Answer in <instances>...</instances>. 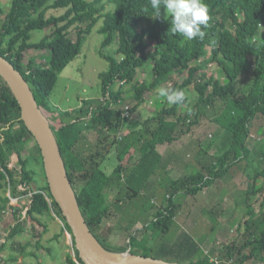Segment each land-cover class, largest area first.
I'll return each instance as SVG.
<instances>
[{
    "label": "trees",
    "instance_id": "obj_1",
    "mask_svg": "<svg viewBox=\"0 0 264 264\" xmlns=\"http://www.w3.org/2000/svg\"><path fill=\"white\" fill-rule=\"evenodd\" d=\"M204 2L209 14L207 26L202 29L205 36L192 40L171 32V20L165 18L163 8L160 17L153 18L150 0H13L9 13L0 4V21L5 16L0 22V46H6L0 47V55L25 77L40 108L49 115L46 117L60 146L83 216L108 251H129L132 255L180 264H202L203 260L212 259L190 234L183 233L173 240H169L168 234L182 207L178 202L181 195L198 196L250 159L251 126L255 119L264 116V0ZM53 10L64 13L55 16ZM100 23L99 34L103 36L100 54L109 63V70L100 75L102 95H109L107 102L88 99L76 110H57L51 96L59 76L82 54L87 36ZM47 30L50 34L42 42L32 43L33 32ZM72 31L76 32V38L70 36ZM6 37L8 43H2ZM147 41L155 43L153 51L148 50ZM113 45H117L114 55L106 54L104 50ZM30 50L48 51L51 60L47 64L36 60L26 63V53ZM213 65L221 68L226 83L210 73ZM149 71V82L136 80L140 72ZM127 84L133 87L130 98L124 90ZM117 86L119 89L115 91ZM161 87L184 90L185 101L171 106L163 103L152 117L135 120L133 116L148 104L146 95ZM128 100L136 103L131 107L132 118L125 119L119 106ZM219 103L224 104V109L215 121L227 135L228 150L219 157L200 151L196 163L206 175L202 181L198 176L182 174L176 169L177 164L165 160L159 146L173 143L176 135L191 134L200 126L204 114ZM186 106L189 109L183 114ZM58 117L61 125L56 127L53 122ZM0 124L4 128L0 143L1 218L10 203L9 185L14 197L33 194L26 217L22 213L24 207L16 211V224L7 240L13 242L25 234L31 223L37 240L34 247L51 254L52 250L42 240L51 232L52 222L57 219L63 222L53 241L62 239L67 232L72 234V230L51 195L41 149L21 120L20 106L1 76ZM170 132L176 135L170 137ZM31 141L35 145L28 150ZM113 153L117 166L108 173L104 164ZM155 180H160L167 194L164 197L167 205L158 209L150 201L144 203V214L150 208V222L131 234L127 246L113 245L114 227L105 220L122 217L125 208L144 193L147 194L144 202L145 198L149 200V195L155 197L151 194ZM254 181L255 186L248 194L249 219L242 240L221 243V257H217L220 260L264 264V221L261 220L264 212L256 213L250 204L252 197L264 194V170L257 173ZM22 184L29 190L19 194L18 187ZM260 207L264 210V199ZM37 228L43 231L37 234ZM8 242L0 245V264H5L2 255L9 250ZM31 246V243L20 246L21 253L37 258L36 254L27 253V247ZM70 249L66 264H84L74 238ZM212 255H216L215 249ZM17 261L11 254L8 262Z\"/></svg>",
    "mask_w": 264,
    "mask_h": 264
},
{
    "label": "rangeland",
    "instance_id": "obj_2",
    "mask_svg": "<svg viewBox=\"0 0 264 264\" xmlns=\"http://www.w3.org/2000/svg\"><path fill=\"white\" fill-rule=\"evenodd\" d=\"M90 2L94 0H88ZM3 9L6 13L11 11L13 0H2L0 1ZM111 9V6H110ZM114 10L112 6V11ZM64 13V10H53L52 14L59 16ZM166 18V12L164 14ZM5 20V16L1 17V21ZM102 23H100L96 29L87 36V41L84 44L82 54L76 58L59 76L57 86L51 96V102L54 107L60 111H73L82 105L83 100H94L100 102L104 96L102 95L101 89V78L100 75L109 70V63L101 56L100 52L102 51V42L103 36L99 34V29L101 28ZM50 34V30L47 31H35L32 33V43L42 42L46 36ZM70 36L76 38V32L72 31ZM9 38H5V41L2 43L7 44ZM149 51H153L155 43L147 41L146 42ZM5 48V45L0 46ZM117 50V45L104 50L106 54L114 55ZM25 59V62L28 63L31 60H36L39 64H47L51 60V53L44 50H30L28 51ZM210 73L214 75L222 83H226V78L221 71V68L217 65L211 67ZM138 82H149L151 80L150 71L149 72H140L136 78ZM119 87L117 86L115 91ZM126 96L133 94V87L130 84H127L125 87ZM109 96V95H107ZM192 97H194L192 95ZM148 104L140 108L136 114L141 115L146 120L154 115L161 105L167 104L169 106L172 103H169L166 98H162L158 95V91L155 93H148L146 95ZM194 98L191 100L190 105L194 103ZM136 102L128 100L125 103H122L121 107L129 106L132 107ZM120 107V106H119ZM224 104L219 103L214 109L210 112L204 114L205 118H202L200 126L197 128V133L200 134L201 139L204 141V147L206 151L212 156L219 157L223 155L226 150H228L230 143H227V135L224 130L216 123V117L220 111H223ZM189 107H184L182 113H186ZM49 116L48 114H46ZM58 113H56L57 117ZM135 116V115H134ZM133 116V118H134ZM211 118V119H210ZM142 120V119H141ZM145 121V120H143ZM56 127L61 125V120L53 122ZM252 135L251 142L249 143V148L251 150L250 159L236 166L232 169L223 179L218 180L212 187L208 188L206 191V196L203 192H200L198 196L192 197L191 195H181L178 199L179 204L182 206L176 216V224L173 226L172 230L168 234L169 240L175 239L177 236L188 233L192 237L199 239V242L204 246L206 255H210L212 258L221 257L220 252L223 246H219L221 243L229 244L231 241L241 242V236L245 233V223L249 219L247 214V203H248V194L252 192L254 188V179L258 172L264 170V116H259L252 123ZM176 133H169L168 136L172 137ZM120 141H122V133L119 134ZM107 145V143H105ZM35 145L34 141L28 143V150L33 148ZM193 155L197 158L198 147L192 148ZM192 156L190 158L192 168H197L196 158ZM28 157V156H27ZM117 166V159L113 153L109 160L104 164L108 173L112 172L113 169ZM200 180H203V175H205L201 170ZM198 175V172L196 173ZM206 176V175H205ZM41 181L43 178L41 175ZM155 179V178H154ZM262 180L258 181V187H260ZM151 186H154L153 184ZM34 190L37 189L36 185H32ZM3 194L0 191V195ZM166 192L161 186H159V193L157 196L152 197L149 195V200L145 198L144 203L149 201L151 205L156 208L165 207L167 202L164 201ZM150 196L152 199L150 200ZM264 196V194H263ZM262 195H257L252 197L250 204L253 205V208L256 213L264 212L260 207L263 201ZM107 197V196H105ZM223 197V198H222ZM108 198V197H107ZM155 200L153 201V199ZM111 199V198H110ZM224 199L223 203L218 205L219 200ZM143 200V197H142ZM201 200L203 202H201ZM140 206H144L143 202H139ZM202 203V204H201ZM18 205L17 207L21 206ZM218 209H215L216 207ZM16 207V208H17ZM138 208H136L137 210ZM150 208L146 214L140 213L137 211L136 218L130 217V214H133L134 209H129L126 216H119L112 219H106L109 225L114 227V233L111 237L113 245L118 246H127L131 237V234H136V232L141 230L147 223L150 222L149 215ZM155 212V210H154ZM104 215L101 217L103 219ZM149 220V221H148ZM261 220L264 221V214L261 215ZM15 218L11 215L5 220L1 218L0 215V236L6 239L9 236V231L12 225H15ZM63 222L59 219L52 222L51 232L45 235L42 240V244L52 250V253L49 254L45 250H37L34 246L37 243L35 240V231L32 229L31 223L28 226V231L19 236L15 241L6 240L8 242L9 250H7L3 255V263L5 264H66L67 254L71 252L70 246H72V239L69 235L66 234L65 237L58 241H53L56 234L62 229ZM43 230L37 228L36 233H41ZM198 241V240H197ZM159 242V239L156 240ZM28 243H31V247H27V253L36 254L37 258L26 256V254L21 253L20 246H27ZM14 248V249H13ZM215 249L216 255H212V251ZM142 250V249H141ZM74 253V252H73ZM13 254L18 261L8 262L9 257ZM210 258L203 260L202 264H211ZM253 261L248 264H252Z\"/></svg>",
    "mask_w": 264,
    "mask_h": 264
},
{
    "label": "water",
    "instance_id": "obj_3",
    "mask_svg": "<svg viewBox=\"0 0 264 264\" xmlns=\"http://www.w3.org/2000/svg\"><path fill=\"white\" fill-rule=\"evenodd\" d=\"M0 76L11 89L21 109V120L41 149L47 183L54 201L72 230L71 238L84 264H180L127 253L108 251L88 226L77 194L69 179L60 146L50 122L40 108L25 77L0 55Z\"/></svg>",
    "mask_w": 264,
    "mask_h": 264
},
{
    "label": "clouds",
    "instance_id": "obj_4",
    "mask_svg": "<svg viewBox=\"0 0 264 264\" xmlns=\"http://www.w3.org/2000/svg\"><path fill=\"white\" fill-rule=\"evenodd\" d=\"M153 18H159L161 8L166 12V18L171 20V32L180 34L188 40L202 39V30L209 21L208 6L204 0H150ZM158 95L166 98L169 103H182L186 99L185 91L181 89H158Z\"/></svg>",
    "mask_w": 264,
    "mask_h": 264
},
{
    "label": "crops",
    "instance_id": "obj_5",
    "mask_svg": "<svg viewBox=\"0 0 264 264\" xmlns=\"http://www.w3.org/2000/svg\"><path fill=\"white\" fill-rule=\"evenodd\" d=\"M2 1V0H0ZM27 56V54H26ZM137 115L134 116L135 120H146V118L144 119L143 117H141L140 114H138V117H136ZM198 129H196L195 131H193L191 134L189 135H184L183 137H178V135H176V141H174L173 143L170 142H165L163 145H160L159 147L161 148V154L163 155V157L165 158L166 161H170L172 164H177L178 167H176V169L178 171H180L182 174H186V175H194L193 177H200L202 175H200V167L197 166V168H191V162H190V158L192 159L193 155V151L192 148L198 147V154L200 153V151L205 150L206 148L204 147V141L203 139H201L200 134L197 133ZM197 154V155H198ZM211 155V154H210ZM194 156V155H193ZM195 157V156H194ZM196 158V157H195ZM166 161H165V165H166ZM194 163H196L194 161ZM171 167L173 169H175L173 167V165H171ZM198 172V175L196 174ZM154 189L152 190L153 192H151V194L156 195L159 193V186L160 185V180H155L154 182ZM217 185V184H215ZM204 195L206 196V191L203 192ZM147 195V194H146ZM145 193L142 195V197L146 196ZM142 197L140 196L138 198V200H135L134 203L132 205H129L128 207L125 208V210L122 213V216H126L127 212L129 211V209H134L133 214H130V217L132 218L131 220H133V218H136L137 211L140 213V216L142 215V213H144L143 210V206L141 207L139 204V202H143L144 200H142ZM223 198V197H222ZM155 200V198L153 199V201ZM201 202H203L201 200ZM224 199L219 200L218 205L220 203H223ZM202 204V203H201ZM136 208H138L136 210ZM219 207L217 206L215 209H218ZM61 232V231H60ZM59 232V233H60ZM196 240L199 241V239L196 238ZM204 248V246H203ZM205 249V248H204Z\"/></svg>",
    "mask_w": 264,
    "mask_h": 264
},
{
    "label": "built area",
    "instance_id": "obj_6",
    "mask_svg": "<svg viewBox=\"0 0 264 264\" xmlns=\"http://www.w3.org/2000/svg\"><path fill=\"white\" fill-rule=\"evenodd\" d=\"M108 97L109 96L104 97L101 100L104 101V102H107L106 99ZM120 103H122V102H120ZM116 107L117 106H115L114 103H112V108L113 109H116ZM119 109L122 111L123 118H125V119L132 118L131 107L125 106V107H119ZM3 131H4V128L0 124V143L3 141ZM10 167L12 168L13 166L11 165ZM18 189H19L18 190L19 191V194H21L22 192L23 193L27 192L29 190V187L27 185H25V184H22V185H19ZM32 195L33 194L30 193L28 196H26V195H19V197H14L13 196V188L11 187V185H9V189H8L7 196L10 198V203L7 206V208L2 212L3 219L5 220V218L7 219L11 215L15 218L16 211L18 209L23 208V207L24 208H23L22 213H23V216L26 217L27 211L29 210V206L32 203L31 200H30V197ZM168 198H169V196H168ZM20 204H22V205L19 206V207H17ZM15 224H16V221H15ZM13 226H15V225L13 224L12 227ZM66 234L69 235L70 238H71V235H70L69 232H67ZM4 237L5 236H3V237L0 236V245L4 244L6 242L8 236L6 237V239ZM211 260H212V263H214V264H236V259H230V260L224 261V260H220L218 258H212Z\"/></svg>",
    "mask_w": 264,
    "mask_h": 264
}]
</instances>
